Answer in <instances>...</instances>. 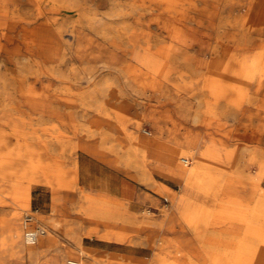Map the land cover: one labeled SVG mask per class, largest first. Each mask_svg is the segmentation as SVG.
<instances>
[{"label": "rangeland", "instance_id": "1", "mask_svg": "<svg viewBox=\"0 0 264 264\" xmlns=\"http://www.w3.org/2000/svg\"><path fill=\"white\" fill-rule=\"evenodd\" d=\"M151 1L0 0V264H158L157 255L172 264H210L203 261V250H235L230 223L223 221L226 203L215 187L202 201L204 191L189 189L186 179L173 175L170 156L175 154L186 169L203 162L212 171H229L216 162V152L201 159L196 143L184 135L203 136L202 122L212 103L219 111L228 106H216L208 101V91L196 86L211 60V15L217 22L242 20L260 8L247 0L217 6L209 0L199 4L206 11L192 21ZM126 12L131 14L126 18L130 39L123 30ZM95 13L98 20L91 24L88 16ZM168 44L184 52L175 56L166 50ZM146 57L165 61L166 70L147 69L139 61ZM221 118L225 125L210 126L208 144L221 147L227 131L242 135L238 155L245 179L255 177L258 168L250 159L258 148L245 134L249 122ZM235 147L229 142L226 148ZM80 151L119 167L143 188L135 207L102 195L107 200L101 208L113 217L107 226L86 216L91 207L99 212L104 200L78 183ZM51 175L53 186L46 183ZM35 177L42 181L32 182ZM240 193L250 197L251 190ZM20 194L28 206L18 202ZM197 203L211 215L191 228L182 209ZM232 205L250 208L253 203ZM27 217L32 229L44 230L34 244L26 240ZM12 219H18L21 238L33 253L13 245ZM44 236L48 243L41 245Z\"/></svg>", "mask_w": 264, "mask_h": 264}, {"label": "bare ground", "instance_id": "2", "mask_svg": "<svg viewBox=\"0 0 264 264\" xmlns=\"http://www.w3.org/2000/svg\"><path fill=\"white\" fill-rule=\"evenodd\" d=\"M36 1L44 3L45 0ZM208 1L209 0H195L185 3L183 0H153L150 5L157 8L165 5V11L174 14L186 13L189 20L196 21L198 15L206 11V7L203 9L199 4L205 2L207 5ZM213 1L212 4L215 5L216 3L220 4L223 2L230 4L236 3V0ZM246 3L259 7L260 11L257 13L254 12L249 17L245 15L242 20H225L224 18H219L220 20L218 22L215 20V18H217L216 14L211 15L213 23L211 28L207 29L213 41L207 49L211 60L207 64V69L205 71L206 75L196 83V86L201 92L208 91L210 96L208 97V101L211 100L216 106H218V103L226 102L228 106L226 109L219 111L218 107H213L212 103L207 108L206 117L202 122L206 129V132H203V136L200 137V135L193 134L191 131H187L184 135L185 141L188 143H196L195 153L201 157V159H206L211 155V152H216V162L222 166L225 165V167L228 168L227 170H229L227 172L228 174L221 170L212 171L208 166L203 164L202 161V163L190 167L187 159H183L186 162V166H189V168L186 169L178 162L175 154H171L170 156V163H172V166L175 168V173L174 171L172 172L173 175L177 178L186 179V186L189 189L193 188L197 192L204 191L200 197L202 201L209 199V194L206 190H208L210 186H213L217 191L219 199L226 203L225 206H221L222 212L224 211L227 215L223 218V221L226 220L230 223L231 233L233 235V241L230 242L235 246V250L233 252L216 249L203 250V261H209L210 264H264V190H262V186L264 185V40L261 39V37H264V0H247ZM240 5H242V3ZM130 15L131 14L128 12L121 15L123 20H125V22H123V30L124 34L128 36L127 38L131 37L133 34L131 31L132 27L128 24L129 18L126 19L130 17ZM88 18L91 24H95L98 20V14L95 13L92 16H88ZM113 22L115 23V21ZM236 30H238L237 33ZM183 48L184 47L171 44L166 47V50L179 57V55L184 52ZM139 61L147 69L166 70L168 66L165 61L164 64H161L163 63L162 60L156 62V60L150 57H146L143 60L139 59ZM37 64L39 63L37 62ZM127 69H129V67ZM49 70L52 71L53 69ZM188 87L191 88V86ZM222 115L233 116L235 118L242 117V119L249 122V124L244 126V130L246 131V133H244L250 134L251 141L257 144L258 153L253 154L250 159L258 168L255 177L245 179L242 163L238 155L240 148L238 145L240 141L244 139L242 135L237 134L233 137L231 132L227 131L225 139L221 142V147L213 149L208 144V138L211 136V132L207 131L210 129V126L214 125L216 128H222V126L225 125L220 122ZM159 131L162 132L163 130L160 128ZM229 142L232 146L236 147L234 149H227L226 147ZM41 181L39 177L32 179L34 183H39ZM55 181L56 177L54 175L46 178V183L52 186L55 184ZM241 188H248L251 190L250 197L245 198L242 196L240 193ZM17 200L23 207L29 204V201L23 197L22 194L17 196ZM237 201L239 203L250 201L253 205L250 208L233 206L232 202ZM105 202L106 200L102 201L99 212L95 211L96 208L91 207L86 211V216L98 217L107 226L108 222L113 217L107 209L101 208V206H105ZM182 211L186 213L184 220L191 228L196 227L199 219L201 221H207L211 215V211L207 209L206 206L202 204L199 206L198 203L195 206L188 205L185 209L183 208ZM9 223L12 224V233L14 236L13 245H15L19 251H32L33 248H26L21 238L22 228L18 219H12ZM129 223L132 224L133 222ZM239 234L242 235L241 238L238 237ZM25 236L26 240L32 243L29 236L27 237V231L25 232ZM31 253H33V251ZM155 262L158 264H172L168 262L167 258L160 255L156 256ZM116 263L117 261H113V264ZM68 264L79 263L69 261Z\"/></svg>", "mask_w": 264, "mask_h": 264}, {"label": "crops", "instance_id": "3", "mask_svg": "<svg viewBox=\"0 0 264 264\" xmlns=\"http://www.w3.org/2000/svg\"><path fill=\"white\" fill-rule=\"evenodd\" d=\"M77 179L85 190L101 195L97 197L107 200V197L129 201L132 207L139 204L143 188L127 176L122 169L109 164L93 153L80 151L76 159ZM43 237V236H42ZM45 237V236H44ZM45 237L41 245L47 244ZM55 264H59L55 262Z\"/></svg>", "mask_w": 264, "mask_h": 264}, {"label": "built area", "instance_id": "4", "mask_svg": "<svg viewBox=\"0 0 264 264\" xmlns=\"http://www.w3.org/2000/svg\"><path fill=\"white\" fill-rule=\"evenodd\" d=\"M31 222H32V218L27 217L26 224H27V226L29 225V227H26L27 237L29 236L30 241L34 244L37 241V239L39 238V236L44 234V231L38 230V229H32L30 227Z\"/></svg>", "mask_w": 264, "mask_h": 264}]
</instances>
